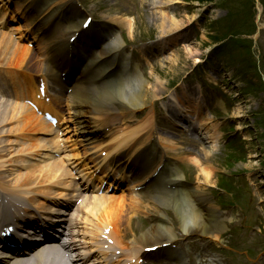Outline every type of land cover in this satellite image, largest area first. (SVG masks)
I'll return each instance as SVG.
<instances>
[{"label": "bare ground", "instance_id": "6f19581e", "mask_svg": "<svg viewBox=\"0 0 264 264\" xmlns=\"http://www.w3.org/2000/svg\"><path fill=\"white\" fill-rule=\"evenodd\" d=\"M162 1L167 3H174V2L177 3L178 0H162ZM56 11H57L56 13L50 11L51 15H56L58 13V10ZM66 11H68V13L71 12L70 8H67ZM157 18H158V21H156V24H158L157 27L163 32H165L166 28L172 30L175 28L176 29L180 28L182 26V25L178 26V21H176V17L174 18L172 16H168L165 12L159 13V16ZM71 27L75 28L77 27V24H72ZM131 33H132V27L130 28V34ZM11 41H12L11 38H9L8 36L0 35V58H2L3 60L5 59V57L7 59L11 58L12 60L10 61L16 63L15 65L25 64L27 61L33 63V59L31 58V55H29L28 50L23 49V47L21 46L16 47L15 45L12 44ZM86 41L87 39L85 37H81L80 40L81 44H85ZM77 43H78V38H77ZM80 47L81 45L78 43V48ZM115 48L117 49V53H118V49L120 48L119 44H117V46L114 47L113 49ZM51 50L55 52L57 50V47L54 46V48ZM161 50H163V48H161ZM111 51H108V53ZM170 58H174L172 61L177 60L175 55H173ZM170 58L168 60H170ZM118 59L119 61L124 60V58L122 59L118 58ZM169 66L170 69L174 67V65L171 64H169ZM111 74L112 76H116L115 70H112ZM51 77L54 79L52 75ZM151 79L152 80H146L141 75L134 74L132 76L131 81L117 79L113 82L99 84L97 88H100L108 96L118 97L120 99L118 110L120 111L121 117L123 118L126 117V120H128L127 122H131L130 120L133 117L132 114L137 109L145 108L148 103H150L155 98L156 99L159 98V96L163 95L165 91L163 90L164 86L161 87L162 83L156 81L158 80L157 76L155 77L153 76V78ZM92 88L93 86L89 87L84 85L81 88L77 89L74 92V94L71 96L74 103L73 106L74 112L72 118L75 120V124L77 126L76 129L79 131L82 140H84L85 142L88 141L90 143H92L95 140L96 136L99 135V133L101 132L100 128H102V124L104 123V121H106V119L102 120L98 116V114H100L101 110L107 108L109 105L108 103L103 102L96 106L95 104H93L96 101L95 99L86 98V95L92 90ZM180 108L185 112L188 111V108L185 105L181 106ZM24 110L27 112V110L24 108V105L13 106L7 103V101L6 102L0 101V135H1L0 144L3 143L6 145V147L12 145V143H9V141L7 142L5 140V136L7 134L11 135L13 133H18L19 130L26 128L27 129L32 128V131L39 130L35 127V125L37 124H33L32 122L30 123L26 122L18 127H12L11 126L12 124H8L7 122L8 119H12V122L17 121V119L19 118L18 117L19 113H22ZM82 115H84L86 118L84 119ZM25 116L31 119L32 121L34 120L36 122L37 121L39 122V120H41L30 111ZM7 126L8 127L11 126V128L6 129ZM150 126L151 124H147V126L141 124L140 128H137L135 131H129V133L126 135L117 134L115 135V137L111 138L105 144V145H109L110 148L109 151L106 149L108 151L107 154L112 152L110 156L117 155L116 158L120 162V165L126 167L131 166L134 170L138 172L141 171V177L134 186H139L140 183L142 182H149L151 178L150 177L151 174L146 177L145 168H146V164L148 163L149 157L154 154L157 148L155 147L156 146L155 137L152 136V133H150L149 130H147L146 133L144 132V130ZM213 129L214 127L211 130H209V133L212 132ZM47 131L50 130L48 129ZM40 134L43 133L42 132H40L39 134L32 133V135H36V136H39ZM31 141H33L34 143L29 144L28 147L22 145L21 150L17 153L18 154L17 157L23 155L21 154V151H26L24 155H26L27 157L33 156V157H38L40 159L42 155L41 151L45 152L47 150V149L42 150V147H44L45 144H41L40 140H38L37 138L31 139ZM1 148L2 146L0 145V154L3 152L5 154H8L6 150ZM94 151L95 152L100 151V155L102 156V151L104 150L103 147L97 146L94 147ZM161 157L162 154L159 155L158 159H162ZM61 168L62 165L60 163H52L51 165L46 163L45 167L39 169L37 174L35 170L30 169L29 172H27L28 175L27 177L23 178L24 176H20V178L17 179L20 180L22 178L17 186L19 188V192H23V193L28 192L31 185L33 187H38V189H41L42 187H48L49 184H53L54 182H57V180H60L61 177V174H57V172H60ZM174 168H175L174 165L169 160L166 161L163 167L161 168L160 172L156 176V182L150 185L148 189V194L150 195L153 192V189L155 188L156 184L161 180V187L158 190H156L155 195L160 199L166 201L170 205V208H172L174 212H176L178 222H180L179 224L180 232L187 235H190L191 233L199 232L205 236L207 235L210 236L211 238H217L218 233L214 231V227L209 226V221L207 220L204 221L205 216H207L208 218H213L211 215L212 210L210 209L209 206L208 207L205 206L201 208V210L195 207L196 205H200L201 203L204 202L203 198L200 197L199 199L193 201V199L197 198L198 195L196 194L190 195L191 190H186L183 187L181 188V186L177 183L180 181V176L179 174H177ZM199 172H200L199 175L205 178V181L211 179L212 175L208 167H203V169L199 170ZM172 185H174V187L178 186L180 188L177 191L168 190L167 187ZM1 195L2 194L0 193V196ZM122 198L123 197H118L115 203L114 201L112 202L116 207L112 204L111 207H108L109 206L108 204V206L101 207L100 209H97L98 205L95 207H90L92 215L97 218L96 211L104 210L102 214L106 216L105 219H108L110 216L118 219L122 218L125 220L126 217L121 213L123 208ZM0 203L2 204V202ZM86 212L89 213V208H86V210L82 211V215H76V219L73 218L75 223L82 220V222L80 223L82 224V226H80L81 228L76 230L75 234L72 235L73 238L72 241L79 238L81 239L80 240L81 243H83L84 245L90 246L91 248L94 249V251L98 250L101 252V254H105V255H101L100 257L101 259H99L98 263L100 261H104L108 264H113L114 261V263L117 262L115 264H122L121 262L124 261L123 258L126 259L125 254L124 253L115 254V250L117 248L119 249L120 243L126 237L125 236L127 232L126 230L129 228V226H127L124 229H119V230L117 229L116 231H114L112 233L113 237L108 236L107 239L114 238L117 241V243L113 244L112 246L107 245L105 249L101 247V244L98 240V235L101 236L102 233L96 236L92 230H88L86 227H84V224L85 222H87L88 219V216L87 217L85 216ZM202 212H205V214L203 216L199 215ZM156 215L164 216V213L163 212L156 213ZM156 223L157 224L153 225L148 230L141 232L139 234L138 238L140 241L136 237H134L132 241L136 243H141V242L144 243L149 238H155V237L160 238L161 236H163V234L168 235V233L172 228L169 226L170 224L169 223L165 224L160 217H157ZM141 239L143 240L141 241ZM161 239L159 240V242H161ZM127 250H129V254H128L129 258L126 259V261L130 260L129 263H131L132 257H137L136 253L139 251L135 250L133 246L131 248H128ZM53 252L54 253H51V251L45 252L47 253L45 256L40 255L36 260L35 264H55L56 260H58L59 264H66V260L60 254H58L55 251ZM175 254H176L175 250L168 252L169 255L168 257H170L169 259L171 260L172 257L175 256ZM56 257L58 259L54 260ZM133 262H137V258ZM173 264H185V261L182 260L181 257H175Z\"/></svg>", "mask_w": 264, "mask_h": 264}, {"label": "rangeland", "instance_id": "374dc122", "mask_svg": "<svg viewBox=\"0 0 264 264\" xmlns=\"http://www.w3.org/2000/svg\"><path fill=\"white\" fill-rule=\"evenodd\" d=\"M179 1V0H178ZM186 1V2H185ZM208 1V0H207ZM214 2L210 5H205L206 2L204 0H180L179 2H181V4H174V8L172 10H164V12L168 15V16H172V17H176V21H178V25H185V26H191V24H187L188 18L191 14L198 13V19L201 20V22L205 21L202 23V28L201 31L203 30H208L211 29L212 27L210 26V20L215 21L216 19L220 18V17H224L223 14L226 13V10L228 9V6L231 4L234 5H238L239 3L241 4H245L247 3L249 7H253V10L255 11L257 6L259 5L260 9H261V3H259L260 0H213ZM89 4H90V8H92L91 4L93 5L95 3L96 8H100L102 5L110 8V6L117 12L119 13L121 11V9H123V7H126L129 10V14L131 16L132 20V30H134L133 36L130 35L128 38L130 40H133V42H135V44L140 43L146 39H149L151 37L154 36H161V35H165V34H161L163 31L160 30L156 24V21H158V16L159 13H164V12H158V11H154L151 10L150 8L147 7V5H143L142 7L138 8V4L135 3V0H88ZM162 2V1H159ZM205 5V6H204ZM112 12V10L110 11H106V13L110 14ZM207 17H206V16ZM121 17V16H120ZM125 17V16H124ZM127 18V17H126ZM260 25H261V31L257 34L254 33V37L255 38H251V48H250V52L253 51H258L261 52L262 49H264V15L261 16L260 19ZM263 28V29H262ZM167 30V29H166ZM176 29H172V31H175ZM191 31V28L188 29L186 31L187 35H189ZM177 32V31H176ZM127 32L125 31L123 33V35H125ZM211 34L210 32L206 33ZM209 36V35H208ZM208 36H204L203 34L200 35V33L197 34V37L195 38H190V40H188L185 44H183L182 46L176 48V51H170L169 53L166 54V56L160 58V59H156L154 61V63H152V67L146 68L145 69V73L147 75V78H149V80H152L151 78H153V76H157L159 83H162L161 86L167 85V84H171L170 87H173L174 84L176 83V80L180 77L185 76L186 74H188V68L191 65H194V63L196 62V59H198V57H205V56H209L208 58H210L212 61L216 62V64L213 63H209L208 65H204L202 66V69H208L209 67H212L214 73H215V77L218 76H222V80L225 79H230L231 81L228 82L230 84L235 83V81L232 79V77H236L237 80L239 81L238 84L241 85H245L247 81H253V77L251 74L252 69L251 68H245V67H235L237 66V61H232L233 64L228 65V60L224 57V53H221V56H217V53H220L221 50L218 48L213 49V39L211 37ZM255 39V40H254ZM15 40V39H14ZM16 41V40H15ZM133 42H130L133 44ZM190 42V43H189ZM247 44H245L246 46ZM16 47H19L18 44H15ZM216 51V54L212 53L213 50ZM38 51V50H36ZM36 51L34 50L32 54L36 53ZM246 53V52H245ZM173 55H175L176 59L175 61H172L174 58H170ZM33 56V55H32ZM36 56V55H35ZM40 56V55H39ZM34 57V56H33ZM9 58V57H8ZM170 58V60H168ZM231 58H234V55H231ZM1 60V58H0ZM6 63L8 64H15L14 62L10 61L12 60L7 59L5 57ZM18 60V59H17ZM27 63H29L27 61ZM31 64V63H29ZM174 65V67H172L170 69V66ZM32 67L30 66H26V68L24 69H29L31 70V72H33V69H31ZM260 68V67H259ZM150 70L153 74L150 73ZM261 71L263 72L264 70L261 69ZM155 72V73H154ZM223 72V75H221ZM152 75V77H151ZM227 81V80H226ZM154 82V81H153ZM168 87V86H167ZM168 90V89H167ZM168 94V93H167ZM166 99V97L164 98ZM162 100H158L157 102H161ZM155 102V103H157ZM164 103V102H162ZM159 104L156 106V110H155V114L157 116V121L160 120L162 124L158 123V125H155L156 129H160L161 131H174L172 129V124L171 126L168 125L169 123H167V121L164 119V115L162 113V110L159 109ZM156 105V104H155ZM248 107L244 106L241 109V112L246 111ZM233 111V110H232ZM138 117H140V112L136 113ZM140 121L144 120L145 117H143V115H141L140 117ZM246 117L243 118V121H245ZM8 124H13L12 119H8L7 120ZM141 124V123H139ZM12 127L16 126V125H11ZM7 126L6 129L11 128ZM117 130H119V125H115ZM124 127L121 126L120 130H123ZM21 130L18 131V133H16V137L14 138H9V143H13V144H19V136L21 134ZM251 135H250V141H249V146L247 144V141L245 142V145L242 146H238L239 150H230L233 152H236L237 156L239 157V163L237 162V160H235V162H232V158H231V154L229 153V159H227L226 163H224V170H226L227 174H231V173H236V172H244L246 171V168L249 170H256L254 171V173H257L259 175H264V151L260 149V130L255 128L254 131H250ZM28 138V136L26 137ZM29 139V138H28ZM31 139V138H30ZM30 139L24 140L28 143H30ZM23 141V140H22ZM11 147L12 152L9 153V156H16L15 154V149H18V146H8ZM229 150H226L223 154V156L225 155V153H227ZM225 157V156H224ZM7 158H4V161ZM220 162V159L217 158ZM224 159V158H223ZM11 160V159H10ZM8 163L6 164L8 166L9 161H7ZM12 165H16V166H20V163L18 164L17 162H10ZM33 166L37 167L38 169L40 168L41 164L38 163H33ZM243 167H241V166ZM11 169H16L15 167H8ZM5 169V170H8ZM187 172L185 173L186 179L187 181L193 182L195 179H193V177H198L200 178L201 181H204V178L201 175H196L193 176L192 173L186 169ZM221 170V169H220ZM25 172L22 170V175H24ZM211 185L213 184H217L218 186H220L221 188H228V191L224 190L225 193L229 192L231 190V192L233 193V189L234 188H239V190L244 189L245 187L243 186V176L242 175H236V176H232V175H221L220 173L218 175H216L211 181ZM224 196V195H223ZM223 199V198H222ZM116 201H114L115 203ZM124 206L122 208V214L128 218L131 217V220L125 219L122 222H125L126 224L130 223L131 225V230L134 231V235L138 236L137 234L141 232L142 230V224L141 222H145L142 219V214H140V216H138L137 218H135L138 213L136 211V209L134 208L133 204L129 202V200H125L123 201ZM111 204L114 205L113 203H110L108 207H111ZM115 206V205H114ZM116 207V206H115ZM245 208L251 209V203H249V200L246 201L245 203ZM169 211L171 213H174L171 209H169ZM104 212L103 211H96V215L99 221H102L105 219V215L102 214ZM168 215L170 216L169 213H166V218L169 219ZM110 218V216H109ZM174 217L170 216L169 220H173ZM118 219V218H117ZM100 223V222H99ZM198 234V233H195ZM201 235V234H200ZM203 236V235H202ZM250 244L248 242H246V247H249ZM204 248L201 246H196L192 251H191V258H196V256H199L200 254L204 253Z\"/></svg>", "mask_w": 264, "mask_h": 264}]
</instances>
